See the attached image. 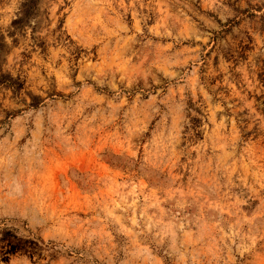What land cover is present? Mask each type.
<instances>
[{
	"label": "rangeland",
	"instance_id": "obj_1",
	"mask_svg": "<svg viewBox=\"0 0 264 264\" xmlns=\"http://www.w3.org/2000/svg\"><path fill=\"white\" fill-rule=\"evenodd\" d=\"M0 123V264H264V0H0Z\"/></svg>",
	"mask_w": 264,
	"mask_h": 264
},
{
	"label": "trees",
	"instance_id": "obj_2",
	"mask_svg": "<svg viewBox=\"0 0 264 264\" xmlns=\"http://www.w3.org/2000/svg\"><path fill=\"white\" fill-rule=\"evenodd\" d=\"M1 124V123H0ZM8 230L4 229L2 230V234H4L5 232H7ZM10 235H14V233H11Z\"/></svg>",
	"mask_w": 264,
	"mask_h": 264
}]
</instances>
